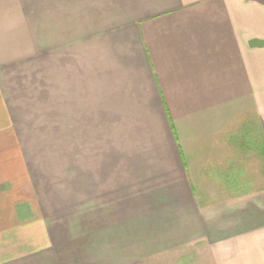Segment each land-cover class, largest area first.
Here are the masks:
<instances>
[{"label":"crops","instance_id":"0c3cea01","mask_svg":"<svg viewBox=\"0 0 264 264\" xmlns=\"http://www.w3.org/2000/svg\"><path fill=\"white\" fill-rule=\"evenodd\" d=\"M0 264H264V0H0Z\"/></svg>","mask_w":264,"mask_h":264},{"label":"rangeland","instance_id":"374dc122","mask_svg":"<svg viewBox=\"0 0 264 264\" xmlns=\"http://www.w3.org/2000/svg\"><path fill=\"white\" fill-rule=\"evenodd\" d=\"M255 129H256V128H255ZM256 131L259 132L257 129H256ZM249 133L253 134V135H252V138H256V140H258V138L261 137V136L258 135L256 132L251 131V129H250L249 127H247V134H249Z\"/></svg>","mask_w":264,"mask_h":264}]
</instances>
